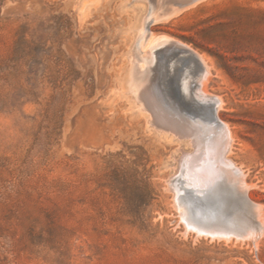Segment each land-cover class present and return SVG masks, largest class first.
I'll list each match as a JSON object with an SVG mask.
<instances>
[{
	"label": "rangeland",
	"instance_id": "374dc122",
	"mask_svg": "<svg viewBox=\"0 0 264 264\" xmlns=\"http://www.w3.org/2000/svg\"><path fill=\"white\" fill-rule=\"evenodd\" d=\"M153 1L0 0V264H264V0ZM199 74L255 211L221 179L178 192Z\"/></svg>",
	"mask_w": 264,
	"mask_h": 264
},
{
	"label": "bare ground",
	"instance_id": "6f19581e",
	"mask_svg": "<svg viewBox=\"0 0 264 264\" xmlns=\"http://www.w3.org/2000/svg\"><path fill=\"white\" fill-rule=\"evenodd\" d=\"M145 1V0H144ZM147 1V0H146ZM174 1V0H173ZM199 1V0H198ZM197 1V2H198ZM155 2V0L153 1ZM164 2V1H163ZM188 3V2H187ZM196 3V2H195ZM194 3V4H195ZM157 4V3H156ZM155 4V5H156ZM181 4V3H180ZM183 4V3H182ZM153 5V4H151ZM158 5V4H157ZM175 5V4H174ZM150 6V5H149ZM154 6V5H153ZM161 6V5H160ZM169 6V5H168ZM167 6V7H168ZM186 6V5H185ZM193 6V5H191ZM157 7V6H156ZM166 7V8H167ZM190 7V5H189ZM148 8V7H147ZM170 8V7H169ZM153 9V7L151 8ZM160 9V8H159ZM172 9V8H171ZM161 10V9H160ZM160 10H158V12H160ZM181 10V8L179 9ZM152 11V10H151ZM150 11V12H151ZM165 11V10H164ZM147 12V11H146ZM155 12V11H153ZM151 12V13H153ZM162 12V11H161ZM172 13V12H170ZM154 14V13H153ZM157 14V13H156ZM145 15V14H144ZM152 15V14H151ZM176 15V14H175ZM167 14L165 15V17L167 18ZM173 16V15H172ZM157 19H160L159 16H156ZM159 17V18H158ZM164 17V16H163ZM169 17V16H168ZM143 18V17H141ZM145 18V17H144ZM162 18V17H161ZM166 18L165 21H166ZM155 19V17H154ZM153 19V20H154ZM156 20V19H155ZM154 20V21H155ZM164 21V20H163ZM143 22V21H141ZM157 22V21H156ZM159 22V20H158ZM143 24V23H142ZM141 25V28H140V32H139V46H141L140 48H144V46H146V44H148V39L150 37V35L148 36L147 38V35H146V26H143ZM149 29V28H148ZM147 29V30H148ZM149 34H151V32H149ZM136 35H137V32H136ZM160 38L162 37L161 35H159ZM138 37V36H137ZM158 37V36H157ZM147 38V40H146ZM156 38V36H155ZM158 38V39H160ZM168 38V37H167ZM170 38V37H169ZM172 38V37H171ZM136 39V38H135ZM134 39V40H135ZM162 39V38H161ZM160 39V40H161ZM173 39V38H172ZM160 40H157L156 41L160 42ZM168 40V39H167ZM175 40V39H174ZM137 41V40H136ZM150 41V39H149ZM179 42V40H176ZM152 42V39L149 43ZM162 42V41H161ZM156 43V42H155ZM163 43H165V41H163ZM181 43V42H180ZM178 44V47L180 48L179 51L183 52L184 55H186L189 60H191L192 62H194L196 64V66H200L201 64V60H200V56L195 52V50L193 51L192 49L187 48L185 45L183 44ZM136 44V43H135ZM154 43H151L152 45V48L154 47L155 48V44L153 45ZM186 44V43H185ZM137 45V44H136ZM138 46V47H139ZM150 46V45H148ZM147 46V47H148ZM134 48V46H132ZM132 48V49H133ZM146 48V47H145ZM157 48V47H156ZM169 49V48H168ZM141 50V49H140ZM149 50H153V49H149ZM148 50V51H149ZM135 51L134 53H136L137 49L134 50ZM132 51V52H133ZM169 51V50H167ZM177 51V52H179ZM142 53H139L138 55L135 54V58L137 60H145L148 58L147 57V53H145L144 50L141 51ZM150 52V51H149ZM176 52V51H175ZM130 53V51H129ZM153 53V52H151ZM164 53V52H163ZM167 54V53H166ZM150 55V54H148ZM128 56V55H127ZM137 56V57H136ZM152 56H154V54H152ZM151 56V57H152ZM132 57V56H131ZM130 57V58H131ZM173 57V56H172ZM182 57V56H181ZM165 58V56H164ZM171 58V57H170ZM175 58V57H174ZM151 59V58H150ZM148 59V61L150 60ZM155 59V58H154ZM184 59V58H183ZM202 59V58H201ZM153 60V59H152ZM151 60V61H152ZM135 62V60H133ZM144 61V62H145ZM180 61V60H179ZM183 61V60H182ZM130 62V61H129ZM168 62V61H167ZM136 63V62H135ZM164 63V62H163ZM177 63V62H176ZM184 63V62H183ZM187 63V62H186ZM130 64V63H129ZM154 64V63H153ZM175 65V62L173 63ZM179 64V62H178ZM178 66V65H177ZM210 66V65H209ZM154 67V66H153ZM181 67V66H180ZM189 67V66H188ZM196 67V69H197ZM128 68H130L128 66ZM135 68V67H134ZM139 68V67H138ZM168 68H171L168 66ZM203 68V67H202ZM207 68V67H206ZM204 68L205 72L207 71V69ZM165 69V68H164ZM172 70V69H171ZM151 69L150 67L148 69H145L143 70L142 68L139 69V72L136 74V82L135 83H132V86L136 89L137 91V95H138V91H140L141 89L145 88V83H147L149 80H150V73H151ZM180 71L181 68H180ZM195 70H193L194 72ZM166 72V71H165ZM176 72V71H174ZM204 72V73H205ZM167 73V72H166ZM183 73V71H182ZM170 74V73H169ZM191 74H193L191 72ZM174 75V73H173ZM197 75V74H196ZM210 75V73H209ZM128 76V75H127ZM156 76V75H155ZM154 76V77H155ZM158 76V75H157ZM160 76V75H159ZM182 76V75H181ZM200 76L198 78V80L200 81L198 84L195 82L194 83V94H192L189 90H190V84H185V88H184V95L187 98H189V105L191 106V108L195 111L194 113V116H191L192 119L195 121L194 123H196L195 125L192 124L194 126V129L196 131V138H195V143H196V153L194 156H191V157H187V159L184 160L183 162V169H182V173L184 174H188V175H193L196 179V181L194 182L195 185H198L201 189H196L194 190L191 185L193 186L194 184H192L190 181L188 180H185V181H182L181 180V186L178 187V192H183V193H186V195L192 197V198H195V199H199L200 198V193H203V187H205L206 185H209V184H213L214 181H216L217 179H221L222 181H224L225 183L227 184H231L233 186V189L234 191L236 192V194L239 196V199H241V202L243 203V205L248 208V209H251L252 208L254 209V207H257L258 204L254 203L248 196L247 194V190H248V185L245 183V180H244V173L242 171V169L236 165V163L229 159L227 157V151L230 147V139H231V132H230V128H228V126L218 117V114H217V109H218V105L215 106V103H214V100L215 98L218 99L219 101V98L215 96H213L211 93L208 94L207 92L204 91V89L202 90L203 87H201V84L205 78V76H202V75H198ZM208 76V75H207ZM126 77V75H125ZM131 77V75H130ZM173 77V76H171ZM178 77V76H177ZM180 77V76H179ZM209 77V76H208ZM134 78V77H131V79ZM152 78V77H151ZM159 78V77H157ZM125 79V82H126V78H123V81ZM135 79V78H134ZM180 79V78H179ZM166 80V79H165ZM164 80V81H165ZM188 80V79H187ZM207 80V79H206ZM133 81V79H132ZM130 81V82H132ZM135 81V80H134ZM151 81V80H150ZM181 81V79H180ZM183 81V80H182ZM174 82V81H173ZM185 82V81H184ZM129 83V82H128ZM182 84V82H180ZM131 84V83H130ZM149 84V83H148ZM156 84V83H155ZM125 85V84H124ZM152 84H150L151 86ZM130 85V88L132 87ZM159 86V85H157ZM177 86V85H176ZM192 86V85H191ZM126 87V86H125ZM164 87V86H163ZM184 87V86H182ZM132 88V89H134ZM161 88V87H160ZM175 88V87H174ZM121 89V88H120ZM134 89V90H135ZM157 89V88H155ZM154 89V90H155ZM168 89V88H167ZM182 89V88H181ZM133 90V91H134ZM150 90V89H149ZM159 90V89H158ZM162 90V89H161ZM192 90V89H191ZM130 91V90H129ZM135 91V92H136ZM147 91V90H146ZM145 90H143V92H146ZM207 91V90H206ZM142 92V91H140ZM148 92V91H147ZM150 92V91H149ZM148 92V93H149ZM176 92V91H175ZM158 93V92H157ZM151 94V93H150ZM155 94V93H154ZM178 94L179 95H182L181 94V91L178 90ZM131 95V93H130ZM140 95V94H139ZM169 95V94H168ZM133 96V95H132ZM141 96V95H140ZM218 96V95H217ZM135 97V96H134ZM167 97V96H166ZM142 98V97H141ZM150 99V98H149ZM155 99V97H154ZM154 99H152L154 101ZM146 100V99H145ZM169 100V99H168ZM141 101V100H140ZM170 101V100H169ZM139 101H137L138 103ZM150 102V101H149ZM156 101H154L155 103ZM185 102V101H184ZM142 103V102H141ZM144 103V102H143ZM142 103V104H143ZM148 103V102H147ZM151 103V102H150ZM152 103V104H154ZM161 103V102H160ZM135 104V103H134ZM139 104V103H138ZM137 104V105H138ZM136 105V106H137ZM141 105V104H140ZM162 105V104H161ZM142 106V105H141ZM150 106V105H149ZM153 106V105H151ZM158 106V105H157ZM165 106H167L165 104ZM170 106V105H169ZM220 106V105H219ZM155 107V106H154ZM163 107V105H162ZM174 107V106H173ZM138 108V107H137ZM157 108V107H156ZM166 108V107H165ZM188 108V107H187ZM163 109V108H162ZM161 109V111H162ZM140 110V109H139ZM167 110V109H166ZM169 110V108H168ZM191 111V110H190ZM182 112V111H181ZM157 114V113H156ZM160 114V113H159ZM161 114H163L164 116H167L169 115L168 112H162ZM193 114V113H192ZM150 115V114H149ZM172 115V114H171ZM159 117V116H158ZM163 117V116H162ZM150 118V117H149ZM165 119V118H164ZM167 121H169L172 124H174L177 128L179 129H183L184 126H183V123L181 122L180 119H177L173 116L171 117H166ZM186 119V118H185ZM150 120V119H149ZM154 120V119H153ZM188 121V120H187ZM190 121V120H189ZM192 121V120H191ZM160 124V123H159ZM187 124V123H186ZM191 124V123H190ZM161 125V124H160ZM173 125V126H174ZM159 126V125H157ZM190 127V128H193ZM160 127V126H159ZM162 127V126H161ZM189 127V126H188ZM187 127V128H188ZM156 128V127H155ZM175 131V130H174ZM190 131V130H189ZM165 132V131H164ZM176 132V131H175ZM180 132V130L178 131ZM182 133V132H181ZM185 135L187 134L186 132L184 133ZM194 134V133H192ZM178 135V134H177ZM191 135V134H190ZM195 135V134H194ZM174 136V135H173ZM187 136V135H186ZM189 137V136H188ZM187 137V138H188ZM192 138L193 135L191 136ZM186 138V139H187ZM180 139V138H179ZM185 139V138H184ZM191 140V139H190ZM192 141V140H191ZM190 141V142H191ZM232 141V140H231ZM189 142V143H190ZM192 144V143H191ZM195 150V148H194ZM183 151V152H182ZM181 152L184 153V150H182ZM193 151V150H192ZM231 152V151H230ZM191 153V152H190ZM188 154V153H187ZM186 154H184L183 156H185ZM182 156V155H181ZM190 156V155H189ZM179 161V160H178ZM180 161L178 162V165H179ZM182 166V165H181ZM227 167H231L230 170L227 169ZM175 168V167H174ZM179 168H180V165H179ZM197 169V170H194ZM178 172V171H177ZM175 173V172H174ZM173 173V174H174ZM182 175V174H181ZM169 177V176H168ZM180 178V177H179ZM176 179V178H175ZM182 179V178H181ZM180 180V179H179ZM204 180V181H203ZM174 181V180H173ZM171 182V181H170ZM175 182V181H174ZM185 182V184H184ZM172 184V182H171ZM171 186V185H170ZM174 187V186H173ZM194 187V186H193ZM197 187V186H196ZM215 187V186H214ZM250 187V186H249ZM206 188V187H205ZM214 189V188H213ZM211 192V191H210ZM175 193V192H174ZM216 193V192H215ZM177 195V194H176ZM173 196V195H172ZM180 196V195H179ZM182 197V196H181ZM189 198V197H188ZM193 199V200H195ZM180 200V199H179ZM206 202V201H204ZM240 202V203H241ZM190 203V202H189ZM242 205V204H241ZM242 205V206H243ZM175 206V205H174ZM229 206V205H228ZM243 206V207H244ZM260 206V205H259ZM258 206V208H259ZM197 208V207H196ZM204 208V207H203ZM210 208V207H209ZM206 209V207H205ZM215 210V209H214ZM245 210V209H244ZM208 211V210H207ZM255 211V209H254ZM258 211V210H257ZM262 212V211H261ZM217 213V212H216ZM207 214V213H206ZM212 214V213H211ZM250 214V213H249ZM259 215V214H258ZM193 216V215H192ZM213 217V215H210ZM254 216V215H252ZM262 216V215H261ZM256 217V216H255ZM235 218V217H233ZM257 218V217H256ZM230 219V218H229ZM262 219V218H261ZM244 220V219H243ZM259 220V218H258ZM263 220H264V216H263ZM245 221V220H244ZM239 222V221H237ZM263 221H260L258 222V226L260 228L263 227ZM235 223V222H234ZM241 223V222H240ZM246 223V222H245ZM191 224V223H190ZM236 225V224H234ZM248 225V224H247ZM245 226V225H243ZM193 228L197 229V230H200L206 234H211V235H219V234H228V233H235V232H232L230 230H228L227 232L226 231H222V230H216V229H205V228H199L198 226H195V225H192ZM231 227V226H230ZM233 227V226H232ZM241 227V226H240ZM264 229V228H263ZM239 230V229H238ZM237 231V230H236ZM182 233V232H181ZM203 233V234H204ZM254 233V230L253 228H246L244 227L241 231L237 232L236 234H240V235H243V237H247V236H252V234ZM255 234V233H254ZM183 235V234H182ZM184 236V235H183ZM203 236V235H202ZM233 236V235H232ZM254 237V236H253ZM221 238V237H219ZM252 238V237H251ZM259 238V237H258ZM227 239V238H226ZM225 241V239H224ZM227 241V240H226ZM253 241V239H252ZM257 241V240H256ZM255 242V241H254ZM253 242V243H254ZM256 244V243H255ZM257 245V244H256Z\"/></svg>",
	"mask_w": 264,
	"mask_h": 264
},
{
	"label": "water",
	"instance_id": "95a60500",
	"mask_svg": "<svg viewBox=\"0 0 264 264\" xmlns=\"http://www.w3.org/2000/svg\"><path fill=\"white\" fill-rule=\"evenodd\" d=\"M227 169H228V170H230V169H231V167H229V168L227 167Z\"/></svg>",
	"mask_w": 264,
	"mask_h": 264
}]
</instances>
